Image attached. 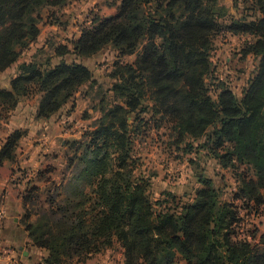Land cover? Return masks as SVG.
<instances>
[{
  "label": "trees",
  "instance_id": "1",
  "mask_svg": "<svg viewBox=\"0 0 264 264\" xmlns=\"http://www.w3.org/2000/svg\"><path fill=\"white\" fill-rule=\"evenodd\" d=\"M67 1L0 0V73L18 64L10 89L0 88V127L33 99L37 118L50 119L96 86L83 60L106 48L117 54L111 86L98 91L101 117L87 140L65 144L74 152L69 175L27 188L22 223L31 246L47 253L42 264L85 263L115 244L124 264H264V234L244 229L264 211V0H234V14L223 0H117L115 14L78 39L21 62L40 37L43 11ZM227 38L240 41L241 60H257L241 96L214 67ZM23 135L9 134L0 166L15 161ZM149 138L175 160L214 161L232 184L201 177L193 192L154 199V175L140 171L135 154ZM223 188H233L228 200Z\"/></svg>",
  "mask_w": 264,
  "mask_h": 264
},
{
  "label": "rangeland",
  "instance_id": "2",
  "mask_svg": "<svg viewBox=\"0 0 264 264\" xmlns=\"http://www.w3.org/2000/svg\"><path fill=\"white\" fill-rule=\"evenodd\" d=\"M117 0H68L67 4L61 8L45 9L42 13V24L40 37L31 49L26 52L21 60H29L38 50H45L52 54L51 46L68 44L70 40L80 35V32L86 26H89L93 20L97 18L109 17L113 14L114 6ZM240 46L238 39H222L217 42V49L214 53V67L220 79L230 78L231 86L241 96L243 90L247 86L248 81L255 74L257 60L253 57L243 58L235 55V51ZM233 49V51H231ZM41 56L45 61V54ZM117 54L112 48H106L98 55L85 59L82 64L87 66L94 75V81L97 82L95 87L85 86L80 94L76 96L74 103L63 113L65 119H69L62 123L67 130L66 135L61 136L53 142V148L49 141L47 148L40 147L39 154L42 156V163L34 164L28 169H21L14 172L11 180H61V176L69 173L68 166L70 160L74 158V152L71 146L66 147V152L60 160L62 140L70 139L85 141V134L90 132L98 119L101 117L99 110L100 97L98 96L99 88L106 91L112 84L109 74L116 61ZM137 59V55L128 56L123 59L126 64H133ZM17 66L12 67L4 74H0V84H8L9 79L16 73ZM24 118V117H23ZM11 122L13 123L14 120ZM2 125L0 129L6 130L12 127ZM59 123L47 125V129H55ZM46 142V141H45ZM162 145V144H161ZM164 147V145H163ZM158 143L152 141L151 138L143 144H138L135 149L137 157L141 158V172H145L146 176H152L153 198H159L161 194L166 192H174L183 195L184 192H193L197 186V180L201 177H208L214 180L217 186L229 187L232 184L230 173L221 169L214 161L207 160L201 162V165L191 164L189 161L196 158V155H180L175 153L171 156L163 153ZM56 154H58L56 156ZM169 157H173L169 159ZM64 160L65 164L63 163ZM62 162V166L60 165ZM66 167V168H65ZM67 169V170H66ZM77 167L75 166V170ZM65 172V173H64ZM42 184V183H41ZM33 186V182L28 189ZM50 186V185H49ZM221 190L222 199L228 200L231 196L233 188ZM245 230L252 231L254 227L259 234H264V211L259 215H252L244 221ZM72 264H78L73 262ZM81 264H124V253L119 244H115L113 248L103 253L94 255L90 260Z\"/></svg>",
  "mask_w": 264,
  "mask_h": 264
},
{
  "label": "crops",
  "instance_id": "3",
  "mask_svg": "<svg viewBox=\"0 0 264 264\" xmlns=\"http://www.w3.org/2000/svg\"><path fill=\"white\" fill-rule=\"evenodd\" d=\"M223 5L228 8L231 14H234V0H223ZM115 12L116 9H114L111 15H114ZM79 36L75 39H78ZM5 72L0 74H4ZM11 79L12 77L9 79L8 84H4L5 86L0 84V88L10 89ZM37 106L36 99L19 103L12 114V121L14 120L13 123L11 122L12 127L10 129L0 130V151L11 132L15 130H22L24 132L15 153V161H4L0 166V213L4 211L6 214L4 217L0 216V240L5 246L14 250V254L8 259L1 260L0 264H42L43 258L47 255L45 251L31 246L30 237L26 227L22 223L25 212L26 191L29 183L35 180H11V178L17 170L28 169L33 167L34 164L42 163V156L39 154L40 147L45 145L47 148L49 141L50 146L53 148V142L61 136L66 135L67 130L62 123L69 121V119L66 120L63 116V113L69 105L48 120L37 118ZM54 122L59 123L55 129L45 130L47 125ZM66 142L67 139L64 138L61 143L62 146L60 147L62 153L60 156L56 154V156L58 155L56 161L60 160L66 152ZM62 161L65 164L63 159ZM60 165L62 166V162ZM64 177L65 175L63 174L61 180ZM61 180H36L33 182V185H37L43 190L52 182L59 183Z\"/></svg>",
  "mask_w": 264,
  "mask_h": 264
},
{
  "label": "built area",
  "instance_id": "4",
  "mask_svg": "<svg viewBox=\"0 0 264 264\" xmlns=\"http://www.w3.org/2000/svg\"><path fill=\"white\" fill-rule=\"evenodd\" d=\"M6 214L3 211L2 213H0L1 217H4ZM14 254V250L10 247L5 246L2 241L0 240V261L1 260H5L8 259L9 257H11V255Z\"/></svg>",
  "mask_w": 264,
  "mask_h": 264
}]
</instances>
